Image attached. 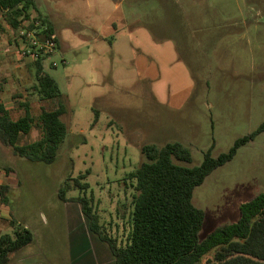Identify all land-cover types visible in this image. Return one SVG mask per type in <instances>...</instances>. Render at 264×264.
I'll list each match as a JSON object with an SVG mask.
<instances>
[{
  "label": "rangeland",
  "instance_id": "obj_1",
  "mask_svg": "<svg viewBox=\"0 0 264 264\" xmlns=\"http://www.w3.org/2000/svg\"><path fill=\"white\" fill-rule=\"evenodd\" d=\"M33 2L30 20L38 12L58 38L42 68L62 96L67 134L49 164L15 157L0 144V171L10 169L15 182L1 213L33 236L12 264H72L68 248L82 241L84 222L71 198L86 197L120 241L129 230L128 175L145 161L143 146L179 143L191 162L175 163L192 168L208 149L216 158L263 123L264 0ZM34 83V68L19 56L0 15V89L11 119L23 115L20 102L35 118L53 108ZM39 136L35 124L18 144ZM76 180L86 187L76 188ZM261 192L264 131L194 189L192 204L204 214L198 241L235 222L237 202ZM1 235H13L9 222H0Z\"/></svg>",
  "mask_w": 264,
  "mask_h": 264
},
{
  "label": "trees",
  "instance_id": "obj_2",
  "mask_svg": "<svg viewBox=\"0 0 264 264\" xmlns=\"http://www.w3.org/2000/svg\"><path fill=\"white\" fill-rule=\"evenodd\" d=\"M32 10H36L33 0H0V15L13 35L20 22L30 21ZM36 15L31 21H38L48 33H53V27L38 12ZM42 61L31 62L35 71L32 90L40 100L53 102V108L41 109L35 118L28 103L20 102L23 115L13 120L0 102V144L15 157L49 164L67 134L66 125L61 120L66 107L56 82L43 71ZM35 124L40 130L39 138L19 145V138L28 134ZM263 131L264 121L255 132L236 139L227 152L216 158L211 156V148L208 149L202 162L192 168L175 163L191 162L189 151L179 143L143 146L141 154L145 161L128 175V180L133 182L129 230L120 241L100 223L97 211L86 197L71 200L79 204L89 231L107 247L114 264H196L209 254L211 256L205 259V264H264V192L241 203L235 222L219 224L202 241H198V234L204 214L192 204L194 189ZM74 186L86 187L77 180ZM7 191L8 186H0L2 204L8 203ZM58 198L66 200L62 186ZM9 224L13 235L0 236V264H10L11 256L33 240L28 229L13 220Z\"/></svg>",
  "mask_w": 264,
  "mask_h": 264
},
{
  "label": "crops",
  "instance_id": "obj_3",
  "mask_svg": "<svg viewBox=\"0 0 264 264\" xmlns=\"http://www.w3.org/2000/svg\"><path fill=\"white\" fill-rule=\"evenodd\" d=\"M4 81V80H2ZM5 84V82H4ZM7 85V84H5ZM7 89V86L5 87ZM3 90V89H2ZM2 90L0 89V102L4 104V99L7 98L6 95L2 93ZM5 105V104H4ZM2 147V146H1ZM4 150V148H3ZM8 151V150H7ZM7 170V169H6ZM10 171V172H9ZM15 182L12 181V173L11 170L8 169L5 172L0 171V186L6 185L8 186V191L6 194L11 190L15 184ZM258 195V194H257ZM244 201H238L236 204V210L238 212V207L241 203ZM8 204H2L0 202V222H10L9 215L7 213L2 214L1 211L7 207ZM82 220L84 222V228L82 229V221L80 222L81 227V233L82 235V241L77 240V238L73 239L70 246H69V252L72 254L71 256L74 257V262L72 264H114L113 258L107 249V247L95 236L93 235L88 228L87 220L82 215ZM84 243V245H82ZM29 246V245H28ZM27 247V246H26ZM25 248V247H24ZM21 251V250H20ZM19 253V252H18ZM75 254V255H73ZM24 258H18L17 261H23ZM12 256L10 264H12Z\"/></svg>",
  "mask_w": 264,
  "mask_h": 264
},
{
  "label": "built area",
  "instance_id": "obj_4",
  "mask_svg": "<svg viewBox=\"0 0 264 264\" xmlns=\"http://www.w3.org/2000/svg\"><path fill=\"white\" fill-rule=\"evenodd\" d=\"M31 25V27L29 26ZM13 43L19 56L33 62L38 59L49 60L57 50L58 38L54 33H48L45 26L38 21H22L15 34ZM55 67V63H52Z\"/></svg>",
  "mask_w": 264,
  "mask_h": 264
}]
</instances>
